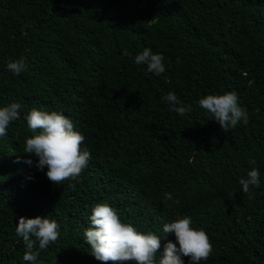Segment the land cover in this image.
Segmentation results:
<instances>
[{
	"label": "trees",
	"instance_id": "1",
	"mask_svg": "<svg viewBox=\"0 0 264 264\" xmlns=\"http://www.w3.org/2000/svg\"><path fill=\"white\" fill-rule=\"evenodd\" d=\"M145 48L164 73L134 63ZM21 57L15 75L7 63ZM169 92L192 112L172 111ZM225 92L249 116L227 132L198 103ZM13 102L20 119L0 137V264H29L21 216L59 225L38 264H101L84 238L98 203L158 235L160 252L176 242L163 225L188 216L213 246L200 264H264V0H0V106ZM32 107L85 137L91 159L76 180L52 183L24 152ZM252 167L260 186L245 194Z\"/></svg>",
	"mask_w": 264,
	"mask_h": 264
},
{
	"label": "clouds",
	"instance_id": "2",
	"mask_svg": "<svg viewBox=\"0 0 264 264\" xmlns=\"http://www.w3.org/2000/svg\"><path fill=\"white\" fill-rule=\"evenodd\" d=\"M123 55L129 56L130 53L125 50ZM163 61V55L154 54L150 48H145L134 57L136 65H147L148 72L157 76L165 72ZM25 68L23 57L7 63V69L15 75ZM163 99L180 116L192 112V106L185 105L173 92ZM198 103L211 114L224 132L235 128L241 121L245 125L249 123L248 113L238 104L235 92L208 94ZM20 109L21 105L16 102L0 106V137L7 135L9 125L20 119ZM24 118L32 133L26 138L24 152L38 158L35 167L40 171L47 168V178L56 185L65 180H76L87 167L91 153L86 147L81 148L85 137L74 129L72 120L57 111L48 112L36 107H32ZM25 162L33 164L31 159ZM250 163L255 165L256 161ZM259 177L260 172L256 167L247 172L246 178L241 177L239 184L243 193H249L250 186L259 187ZM165 197L172 199L170 193H165ZM90 225L84 231V238L91 246V255L101 264H185L184 257L188 258V264H200L208 260L212 253L213 246L206 231L193 227V221L188 216H177L172 222L163 225V232L174 234L176 241L164 244L163 252L159 251L161 238L158 235L142 233L132 224L122 222L117 211L107 203H98L92 208ZM15 231L23 239V260L29 264H38L40 251L47 250L60 235L58 223L41 216H21Z\"/></svg>",
	"mask_w": 264,
	"mask_h": 264
}]
</instances>
